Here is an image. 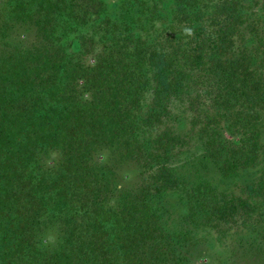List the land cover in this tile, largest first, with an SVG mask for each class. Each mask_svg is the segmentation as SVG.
<instances>
[{
  "label": "trees",
  "instance_id": "obj_1",
  "mask_svg": "<svg viewBox=\"0 0 264 264\" xmlns=\"http://www.w3.org/2000/svg\"><path fill=\"white\" fill-rule=\"evenodd\" d=\"M0 1V264H264V0Z\"/></svg>",
  "mask_w": 264,
  "mask_h": 264
},
{
  "label": "rangeland",
  "instance_id": "obj_2",
  "mask_svg": "<svg viewBox=\"0 0 264 264\" xmlns=\"http://www.w3.org/2000/svg\"><path fill=\"white\" fill-rule=\"evenodd\" d=\"M21 34H22V31H20V30L12 32V39H14V42H17V40H19ZM116 169L117 170H116L115 182L119 188H124V189L128 190L130 188L137 186L134 176L133 175L131 177L127 176V173H131L130 171H128V167L121 166V167H117ZM232 231H234V230H232ZM204 248L207 249V245H205ZM204 248L203 249L199 248L198 250L195 249L196 252H193L191 260L194 264H206L205 260L201 259L203 256H206L208 253V252L204 251ZM198 259H200V260H198ZM242 261H243V258L236 257V258L231 259L227 263L228 264L229 263L250 264L248 262L245 263L244 261L243 262ZM212 263H214V262L212 261Z\"/></svg>",
  "mask_w": 264,
  "mask_h": 264
}]
</instances>
